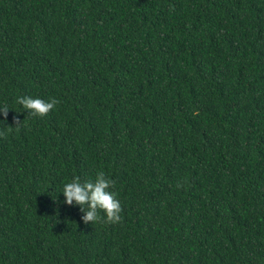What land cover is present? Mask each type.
<instances>
[{
  "label": "trees",
  "instance_id": "1",
  "mask_svg": "<svg viewBox=\"0 0 264 264\" xmlns=\"http://www.w3.org/2000/svg\"><path fill=\"white\" fill-rule=\"evenodd\" d=\"M4 105L0 264H264V0H0Z\"/></svg>",
  "mask_w": 264,
  "mask_h": 264
},
{
  "label": "clouds",
  "instance_id": "2",
  "mask_svg": "<svg viewBox=\"0 0 264 264\" xmlns=\"http://www.w3.org/2000/svg\"><path fill=\"white\" fill-rule=\"evenodd\" d=\"M17 103L27 110L28 114L33 117L43 118L47 116L60 101L51 98L46 101L41 98L31 96H22L17 98ZM0 112L3 113L4 120H7L9 108L4 105L0 106ZM22 122L16 119V130ZM115 187V181L106 177L103 171L96 175L95 181L81 182L79 177L74 178L71 182L64 185L63 195L65 202L71 206L74 203L80 206L81 212L85 213L81 218L85 224L96 223L103 217L100 212L106 214V221L109 224H117L122 221V205L117 198V193L112 191Z\"/></svg>",
  "mask_w": 264,
  "mask_h": 264
}]
</instances>
